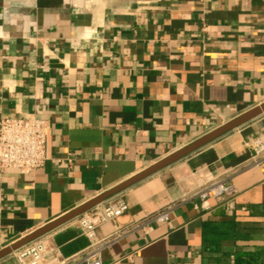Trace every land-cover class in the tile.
Wrapping results in <instances>:
<instances>
[{"label":"crops","instance_id":"obj_1","mask_svg":"<svg viewBox=\"0 0 264 264\" xmlns=\"http://www.w3.org/2000/svg\"><path fill=\"white\" fill-rule=\"evenodd\" d=\"M261 104L264 0H0V119L49 125L44 165L0 174V251ZM255 138L264 114L103 201L127 210L102 264H264ZM213 180L232 197L196 208ZM76 220L44 236L61 264H84Z\"/></svg>","mask_w":264,"mask_h":264},{"label":"built area","instance_id":"obj_2","mask_svg":"<svg viewBox=\"0 0 264 264\" xmlns=\"http://www.w3.org/2000/svg\"><path fill=\"white\" fill-rule=\"evenodd\" d=\"M49 132L46 121L34 116L5 117L0 119V174L7 170L30 173L42 167L46 161L45 144ZM249 150L251 162L255 166L264 165V141L259 138L243 142ZM233 189L222 180H213L202 186L197 192L199 206L203 209L208 198H231ZM127 210V205L120 199L100 203L77 217L76 226L81 235L88 241L86 249L78 255L84 264H102L101 250L109 240H98L95 237L97 228L105 223L113 222ZM169 223V210L159 212L137 227L143 231L151 230L152 225ZM18 264H61L60 253L49 248L43 236L31 241L13 252ZM52 259L47 261L46 258Z\"/></svg>","mask_w":264,"mask_h":264},{"label":"water","instance_id":"obj_3","mask_svg":"<svg viewBox=\"0 0 264 264\" xmlns=\"http://www.w3.org/2000/svg\"><path fill=\"white\" fill-rule=\"evenodd\" d=\"M264 114V104L257 106L248 112L240 115L236 119L224 124L223 126L217 128L216 130L210 132L209 134L199 138L192 144L188 145L187 147L171 154L170 156L166 157L165 159L159 161L158 163L150 166L146 170L142 171L141 173L137 174L136 176L126 180L125 182L119 184L118 186L110 189L109 191L97 196L96 198L90 200L89 202L75 208L74 210L70 211L69 213L65 214L64 216L50 222L49 224L39 228L38 230L34 231L33 233L25 236L24 238L18 240L14 244L10 245L9 247L0 251V259L13 253L14 251L20 249L21 247L25 246L26 244L30 243L33 240H36L46 234L54 231L55 229L61 227L62 225L76 219L80 215L84 214L85 212L89 211L94 206L102 203L103 201L107 200L108 198L114 196L115 194L123 191L124 189L144 180L145 178L151 176L152 174L170 166L171 164L177 162L178 160L182 159L183 157L191 154L192 152L200 149L201 147L205 146L206 144L220 138L221 136L225 135L226 133L233 131L234 129L238 128L239 126L253 120L254 118Z\"/></svg>","mask_w":264,"mask_h":264},{"label":"trees","instance_id":"obj_4","mask_svg":"<svg viewBox=\"0 0 264 264\" xmlns=\"http://www.w3.org/2000/svg\"><path fill=\"white\" fill-rule=\"evenodd\" d=\"M237 257L239 258V264H252L254 262V258L248 259V254H238Z\"/></svg>","mask_w":264,"mask_h":264}]
</instances>
